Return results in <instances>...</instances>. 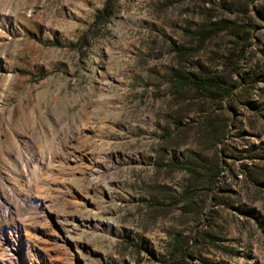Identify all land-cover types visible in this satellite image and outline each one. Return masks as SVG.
I'll list each match as a JSON object with an SVG mask.
<instances>
[{
    "label": "rangeland",
    "instance_id": "rangeland-1",
    "mask_svg": "<svg viewBox=\"0 0 264 264\" xmlns=\"http://www.w3.org/2000/svg\"><path fill=\"white\" fill-rule=\"evenodd\" d=\"M201 2L0 0V215L18 208L12 241L0 229V264H170L173 240L202 228L178 207L157 208L184 179L169 170L184 150L166 165L157 151L171 50ZM253 134L248 142H264ZM227 183L215 249L195 253L264 264V226L231 208L264 224V191Z\"/></svg>",
    "mask_w": 264,
    "mask_h": 264
},
{
    "label": "trees",
    "instance_id": "trees-1",
    "mask_svg": "<svg viewBox=\"0 0 264 264\" xmlns=\"http://www.w3.org/2000/svg\"><path fill=\"white\" fill-rule=\"evenodd\" d=\"M182 35L181 46L171 50L167 133L157 161L169 164L182 148L184 162L169 170L184 179L179 197L163 193L157 208L178 207L180 217L202 227L173 240L168 262L212 264L195 251L215 249V235L222 231L215 215L228 205L227 181L264 191V142L247 139L259 137L255 129L264 131V0H204ZM231 208L264 226L254 209Z\"/></svg>",
    "mask_w": 264,
    "mask_h": 264
},
{
    "label": "bare ground",
    "instance_id": "bare-ground-1",
    "mask_svg": "<svg viewBox=\"0 0 264 264\" xmlns=\"http://www.w3.org/2000/svg\"><path fill=\"white\" fill-rule=\"evenodd\" d=\"M1 195H2V193L0 192V200H1ZM6 205H7V207H6L5 211L3 212V214L0 215V229L2 231L1 236H2L3 240L10 242V241H12L11 238H13L12 235L8 233V231L11 227L10 222L13 221L15 213L18 212V210H17L18 208H16L12 203H7ZM3 257L4 256L2 254H0V263L3 262Z\"/></svg>",
    "mask_w": 264,
    "mask_h": 264
}]
</instances>
